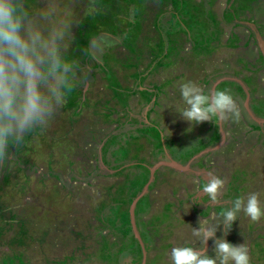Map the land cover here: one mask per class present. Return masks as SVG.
<instances>
[{"label":"rangeland","instance_id":"obj_1","mask_svg":"<svg viewBox=\"0 0 264 264\" xmlns=\"http://www.w3.org/2000/svg\"><path fill=\"white\" fill-rule=\"evenodd\" d=\"M57 3L77 84L0 164V264H170L174 246L201 250L192 227L225 197L256 192L264 205V0ZM186 81L230 88L239 122L214 118L207 135L185 120ZM208 172L225 181L215 206L196 194ZM226 239L264 264V217L240 212Z\"/></svg>","mask_w":264,"mask_h":264},{"label":"clouds","instance_id":"obj_2","mask_svg":"<svg viewBox=\"0 0 264 264\" xmlns=\"http://www.w3.org/2000/svg\"><path fill=\"white\" fill-rule=\"evenodd\" d=\"M70 30L71 22L57 0H47L38 12L27 7L25 0H0V164L11 158L10 149L19 146L26 134L49 123L76 86V63L66 55L65 46ZM180 94L185 107L179 113L192 125L206 121L207 135L214 130V118L218 123L239 122L241 118L230 88L206 94L195 82L186 81L180 85ZM219 135L220 140L225 138L223 133ZM170 158L166 164L177 162ZM179 165L187 167L186 172L193 171L191 163ZM224 185V179L208 172L197 197L204 202L202 197L207 196L208 206L218 205ZM259 196L251 192L247 197H225L227 205V200H232L229 206L216 209L211 222L201 217L199 227H192L201 250H196V244L174 246L168 255L170 264H251L248 247L226 237L240 212L253 222L264 217ZM221 225L223 235L218 237ZM211 239L214 256L206 250Z\"/></svg>","mask_w":264,"mask_h":264},{"label":"bare ground","instance_id":"obj_3","mask_svg":"<svg viewBox=\"0 0 264 264\" xmlns=\"http://www.w3.org/2000/svg\"><path fill=\"white\" fill-rule=\"evenodd\" d=\"M29 3V2H28ZM77 24V23H76ZM87 27V26H86ZM133 52V51H132ZM217 70V69H216ZM106 86V85H105ZM117 93V92H116ZM109 99V98H108ZM70 101V100H69ZM114 102H116V101H114ZM109 108V107H108ZM41 142V141H40Z\"/></svg>","mask_w":264,"mask_h":264},{"label":"flooded vegetation","instance_id":"obj_4","mask_svg":"<svg viewBox=\"0 0 264 264\" xmlns=\"http://www.w3.org/2000/svg\"><path fill=\"white\" fill-rule=\"evenodd\" d=\"M194 190H192V192H193ZM195 191H197V190H195ZM197 194V193H196ZM196 194H194V195H196ZM199 200H200V198H198Z\"/></svg>","mask_w":264,"mask_h":264}]
</instances>
